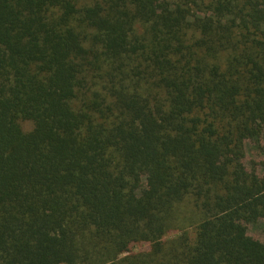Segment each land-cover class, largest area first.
<instances>
[{"label": "trees", "instance_id": "obj_1", "mask_svg": "<svg viewBox=\"0 0 264 264\" xmlns=\"http://www.w3.org/2000/svg\"><path fill=\"white\" fill-rule=\"evenodd\" d=\"M261 221L264 0H0V264H264Z\"/></svg>", "mask_w": 264, "mask_h": 264}, {"label": "rangeland", "instance_id": "obj_2", "mask_svg": "<svg viewBox=\"0 0 264 264\" xmlns=\"http://www.w3.org/2000/svg\"><path fill=\"white\" fill-rule=\"evenodd\" d=\"M24 131L29 132L32 130L33 126L31 123L21 124ZM262 150L263 142L259 143L256 141H250L246 145V157L244 160L245 167L248 171L253 172L255 169L259 168V163L262 160ZM248 233L261 240L264 243V221L259 222L256 225H251L248 227ZM176 236V234H174ZM149 246L141 245L132 248L131 254H139L146 251Z\"/></svg>", "mask_w": 264, "mask_h": 264}]
</instances>
